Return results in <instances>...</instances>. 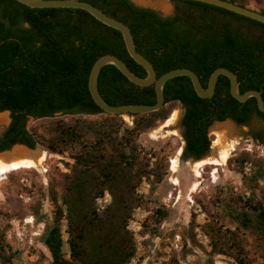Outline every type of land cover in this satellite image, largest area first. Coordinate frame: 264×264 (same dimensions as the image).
<instances>
[{"label": "trees", "instance_id": "obj_1", "mask_svg": "<svg viewBox=\"0 0 264 264\" xmlns=\"http://www.w3.org/2000/svg\"><path fill=\"white\" fill-rule=\"evenodd\" d=\"M85 1L129 27L137 51L152 63L157 77L186 67L197 73L205 87L214 69L226 67L236 74L240 92L255 89L264 100V23L194 0H172L175 11L167 17L131 0ZM227 1L247 7L242 0ZM103 54H113L136 75H146L129 56L120 31L85 10L34 8L0 0V112L9 111L10 118L0 135V151L16 143L29 148L39 145L51 153L79 145L73 162H66L69 171L56 170L48 185L53 219L41 236L50 256L48 264H131L136 244L128 223L143 203L137 189L142 181L153 184L161 177L146 156L139 159L135 139L165 120L178 104L184 109V156L201 157L209 151L208 130L214 121L232 119L247 125L253 115L264 121L254 97L239 102L231 96L226 76L217 77L211 98H201L189 77L182 75L165 82L160 109L128 113L132 125L127 126L121 115L105 114L90 95L89 72ZM97 87L113 105L156 101L154 85H135L111 64L101 68ZM99 114L103 115L99 119L90 117ZM29 118L42 121L52 136L36 135L33 126L27 127ZM258 136L264 141V136ZM227 163L242 173L249 194L225 196L226 215L237 230L264 234V187L260 186L264 157L243 150ZM105 192L110 201L99 210L96 200ZM164 215L157 208L151 217L159 221ZM217 216L216 212L213 218ZM204 230L214 251L232 257L235 264H251L235 230L222 229L213 219ZM11 262L0 239V264ZM160 264L179 262L172 255Z\"/></svg>", "mask_w": 264, "mask_h": 264}, {"label": "rangeland", "instance_id": "obj_2", "mask_svg": "<svg viewBox=\"0 0 264 264\" xmlns=\"http://www.w3.org/2000/svg\"><path fill=\"white\" fill-rule=\"evenodd\" d=\"M131 1L137 6L151 8L163 17L172 16L175 11L172 0ZM242 1L247 7L264 12V0ZM183 111L178 104L165 120L135 139L139 159L146 156L150 166L159 169L161 177L153 184L144 180L137 189L143 203L134 210L128 223L136 244L131 264H160L172 255L179 264H235L232 257L212 249L204 230L212 219L222 229L235 230L241 236L251 264H264V234L237 230L224 211L225 196L233 193L246 197L249 194L242 173L231 167L227 160L218 164L210 162L218 158L223 149L215 143L219 133L223 135L225 147L230 149V156L246 150L251 156L264 157V141L254 138L257 134L264 136L263 119L253 115L247 125L236 124L230 119L214 121L208 130L212 139L209 151L200 158L210 163L197 165L195 161L200 159L194 160L183 154L185 142L180 126ZM102 116L90 117L99 119ZM121 117L127 126L132 125L130 115L122 114ZM9 120V112L1 111L0 135ZM32 126L36 135L52 136L42 121L29 118L27 127ZM34 150L44 151L41 164L0 174V239L6 253L12 256L11 264H48L50 256L41 237L53 219L54 204L48 194V185L56 170L69 171L66 162H73L79 145L72 144L63 153H51L39 145ZM174 160H177L175 167ZM245 171H249L248 165ZM260 186L264 187V182L261 181ZM109 201L110 195L105 192L96 200L98 209ZM157 208L166 212L159 221L151 217ZM216 212L220 216L213 218ZM64 227L63 223L62 229ZM66 236L63 232L64 239ZM63 252L68 257L67 244H64Z\"/></svg>", "mask_w": 264, "mask_h": 264}, {"label": "water", "instance_id": "obj_3", "mask_svg": "<svg viewBox=\"0 0 264 264\" xmlns=\"http://www.w3.org/2000/svg\"><path fill=\"white\" fill-rule=\"evenodd\" d=\"M26 6L34 8H44V7H64V8H78L85 10L98 21L103 24L112 27L120 31L126 50L129 56L138 63L146 72L145 76L136 75L124 61L113 54H103L99 56L93 63L89 76H88V89L90 95L97 106L106 114L109 115H122L128 113H145L150 111H155L160 109L164 104V84L167 80L177 77V76H187L191 80L192 86L196 94L201 98H211L215 91V85L217 77L219 75H224L229 79V91L233 98L239 102H244L250 97L256 99V105L259 111L264 113V100L262 98L261 92L255 89H248L244 92L239 91V81L234 72L226 67H217L212 71L209 76L207 86L203 87L199 76L195 71L186 67H178L170 69L160 76H156L155 68L152 63L144 57L140 52L137 51L133 35L129 27L122 21L115 19L101 9L93 5L92 3L85 0H16ZM202 3L211 4L217 7H221L228 11L237 13L239 15L245 16L247 18L256 20L258 22L264 23V14L257 10L251 9L249 7L241 6L237 3H233L227 0H194ZM111 64L114 65L130 82L138 86H150L154 85V90L156 94V101L153 104H140V103H129V104H118L113 105L108 103L100 94L97 87L98 74L104 65ZM9 112V111H8ZM15 145H20L28 150H34V148H29L23 144L16 143ZM12 147L8 150H2L0 152L10 151Z\"/></svg>", "mask_w": 264, "mask_h": 264}, {"label": "bare ground", "instance_id": "obj_4", "mask_svg": "<svg viewBox=\"0 0 264 264\" xmlns=\"http://www.w3.org/2000/svg\"><path fill=\"white\" fill-rule=\"evenodd\" d=\"M215 143L223 147V149L220 151L219 157L214 158L210 162L218 164L229 158L230 149L225 147V141L221 133L218 134V138ZM44 158L45 153L42 150H28L23 146L15 145L10 151L0 152V174H5L23 167L37 166L43 162ZM195 162L197 165H202L203 163H207L209 161L201 159ZM174 163L175 167L177 165V160H174ZM197 174L199 175L200 172Z\"/></svg>", "mask_w": 264, "mask_h": 264}, {"label": "flooded vegetation", "instance_id": "obj_5", "mask_svg": "<svg viewBox=\"0 0 264 264\" xmlns=\"http://www.w3.org/2000/svg\"><path fill=\"white\" fill-rule=\"evenodd\" d=\"M230 120H232V119H230ZM233 121V120H232ZM233 122H235V121H233ZM236 123V122H235ZM237 124V123H236ZM180 126H181V128H182V135H183V131H184V128H183V126H182V123H181V121H180ZM254 138L255 139H259V140H261L260 138H259V136H258V134H257V136L256 135H254ZM262 141V140H261ZM207 154V153H206ZM206 154L205 155H202L201 157H196L195 155H192V154H187V156H189L190 158H192V159H194V160H197V159H200V158H202V157H204V156H206ZM201 160V159H200ZM203 160V159H202ZM198 161V160H197Z\"/></svg>", "mask_w": 264, "mask_h": 264}]
</instances>
